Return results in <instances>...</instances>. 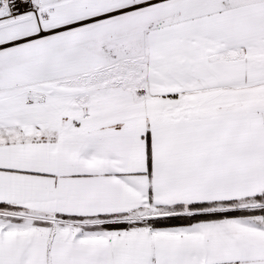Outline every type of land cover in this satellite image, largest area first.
<instances>
[{
    "label": "snow or ice",
    "instance_id": "snow-or-ice-1",
    "mask_svg": "<svg viewBox=\"0 0 264 264\" xmlns=\"http://www.w3.org/2000/svg\"><path fill=\"white\" fill-rule=\"evenodd\" d=\"M0 264H264V0H0Z\"/></svg>",
    "mask_w": 264,
    "mask_h": 264
}]
</instances>
